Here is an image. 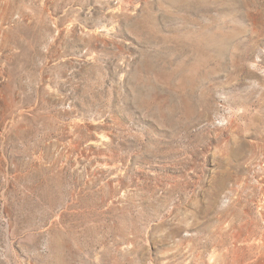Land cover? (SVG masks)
I'll use <instances>...</instances> for the list:
<instances>
[{
    "label": "rangeland",
    "instance_id": "374dc122",
    "mask_svg": "<svg viewBox=\"0 0 264 264\" xmlns=\"http://www.w3.org/2000/svg\"><path fill=\"white\" fill-rule=\"evenodd\" d=\"M263 230L264 0H0V264H256Z\"/></svg>",
    "mask_w": 264,
    "mask_h": 264
},
{
    "label": "bare ground",
    "instance_id": "6f19581e",
    "mask_svg": "<svg viewBox=\"0 0 264 264\" xmlns=\"http://www.w3.org/2000/svg\"><path fill=\"white\" fill-rule=\"evenodd\" d=\"M246 241L248 240L246 239ZM250 253H258L259 255L256 264H264V230L257 235L255 244L250 246Z\"/></svg>",
    "mask_w": 264,
    "mask_h": 264
}]
</instances>
